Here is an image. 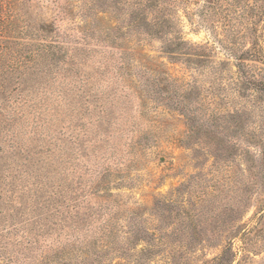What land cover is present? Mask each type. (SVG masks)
Listing matches in <instances>:
<instances>
[{"label": "rangeland", "instance_id": "obj_1", "mask_svg": "<svg viewBox=\"0 0 264 264\" xmlns=\"http://www.w3.org/2000/svg\"><path fill=\"white\" fill-rule=\"evenodd\" d=\"M9 2L19 26L56 23L72 37L66 44H76L75 26L84 17L102 34L98 41L79 43L85 47L76 51L74 67L50 76L0 133V224L7 223L3 232L12 231L3 239L12 248H24V230L38 237V247L26 256L19 252L8 263L0 256V264H44L43 255L52 258L49 264H72L71 244L94 240V232L110 222L114 234L138 243V249L164 241L191 244L187 264L215 257L218 249L203 248L218 239L216 223L199 216L200 192L215 193L211 186L220 187L213 207L218 212L221 204L246 197L249 178L244 154L233 150L227 162L213 155L232 139L223 142L219 131L213 137L218 149L211 151L209 128L204 125L199 133V88L188 85L191 76L186 75L190 71L199 78V68L183 59L171 61L161 39H148L128 26L134 0ZM205 3L188 0L175 8L183 36L194 44L215 45L216 60L233 61L211 27L201 24L196 9ZM182 99L185 109L178 103ZM181 109L196 112V118L189 120ZM191 126H196L193 133ZM163 201L168 205L162 207ZM245 210L248 220L256 207ZM131 217L138 223L133 228L137 236L128 235ZM240 243L235 240L236 248ZM165 254L157 249L152 259L165 264ZM249 264H264V246L253 252Z\"/></svg>", "mask_w": 264, "mask_h": 264}, {"label": "trees", "instance_id": "obj_2", "mask_svg": "<svg viewBox=\"0 0 264 264\" xmlns=\"http://www.w3.org/2000/svg\"><path fill=\"white\" fill-rule=\"evenodd\" d=\"M205 1L203 7L196 9L202 18L201 24L204 22L211 27L219 41L229 49L233 61L230 57L216 60L215 45L194 44L185 39L183 27L175 18V8L188 0H134L136 11L130 17L128 26H134L139 35L148 39H161L164 44L162 52L171 61L183 59L195 65L196 70L199 68V78L189 74L190 71L186 74L191 76L187 84L199 88V133L204 125L209 128L206 130L211 151L218 145L216 137H213L219 131L224 134L223 142L232 139L223 151L219 152L216 148L215 151L218 150L213 154L218 159L222 157L224 162L228 161L227 157L233 150L239 156L244 154L249 178L246 197L239 196L232 205L221 204L223 208L216 212L213 207L217 204L218 192L222 190L214 184L211 187L215 193L204 189L200 192L199 216L210 217L216 223L214 231L217 242H210L203 248L219 250L215 257L206 259L203 264H249L253 252L264 246V226H258L264 219V0ZM185 13L193 12L186 10ZM84 18L86 20L75 26L77 35L73 38L76 40L73 46L65 42L72 37L62 32L61 26L56 23L42 24L37 28L19 26L17 14L9 0H0V133L50 76H55L56 71L74 67L76 51L85 47L79 43L87 45L100 40L102 29L86 23L88 18ZM261 22L263 25L258 27ZM95 33H99V36L94 39ZM206 65L210 70L204 69ZM178 103L182 108L187 106L183 99ZM8 106L12 108L6 110ZM181 110L189 120L197 116L196 112L191 115ZM191 129L193 133L196 126H191ZM239 139L245 144H241ZM239 183L238 180L237 185ZM161 205L164 207L168 204L163 201ZM250 206H255L256 211L248 220H244L245 209ZM207 212L214 214L208 216ZM133 219L130 218L129 236L138 235L133 229L138 227V223ZM6 224H0V256L3 261L13 262L19 252L26 256L27 251L38 247L34 246L38 241L37 234L34 236L29 230L23 231L24 240L27 241L20 245L24 248L10 247V242L3 239L12 232L9 229L2 231ZM20 225L24 226L22 223ZM236 239L241 242L237 248ZM137 245L114 234L110 222L94 232V240L82 238L71 244L75 254L68 259L75 260L72 264H160L161 259L157 262L152 259L158 249L166 253L165 264H187L191 260L188 258L193 247L191 244L172 246L164 241L147 242L140 249ZM37 255L34 261L39 259ZM58 255L56 253L55 256ZM51 259L47 255L40 256L44 264H49ZM61 259L65 260L64 257ZM117 259L120 262L115 263ZM63 264L69 263L65 261Z\"/></svg>", "mask_w": 264, "mask_h": 264}]
</instances>
